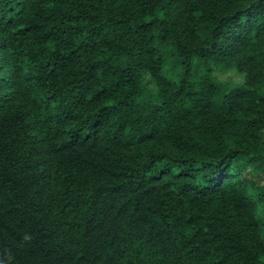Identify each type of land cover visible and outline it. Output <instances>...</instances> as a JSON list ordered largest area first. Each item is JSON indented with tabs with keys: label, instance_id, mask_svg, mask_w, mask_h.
Wrapping results in <instances>:
<instances>
[{
	"label": "trees",
	"instance_id": "obj_1",
	"mask_svg": "<svg viewBox=\"0 0 264 264\" xmlns=\"http://www.w3.org/2000/svg\"><path fill=\"white\" fill-rule=\"evenodd\" d=\"M0 264H264V0H0Z\"/></svg>",
	"mask_w": 264,
	"mask_h": 264
},
{
	"label": "rangeland",
	"instance_id": "obj_2",
	"mask_svg": "<svg viewBox=\"0 0 264 264\" xmlns=\"http://www.w3.org/2000/svg\"><path fill=\"white\" fill-rule=\"evenodd\" d=\"M217 74H218L220 79H232V80H236V81L241 79L240 76H238L236 73H233V72H231V73H219V72H217Z\"/></svg>",
	"mask_w": 264,
	"mask_h": 264
}]
</instances>
